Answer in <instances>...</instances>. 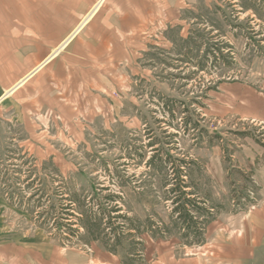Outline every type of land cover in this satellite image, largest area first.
<instances>
[{
  "label": "rangeland",
  "instance_id": "374dc122",
  "mask_svg": "<svg viewBox=\"0 0 264 264\" xmlns=\"http://www.w3.org/2000/svg\"><path fill=\"white\" fill-rule=\"evenodd\" d=\"M156 1L139 28L108 40L116 44L57 47L54 54L63 47L62 54L72 48L81 54V68L71 73L64 94L44 84L49 74L31 87L34 103L27 102L25 88L0 103L5 228L43 234L66 246L105 247L99 240L84 244L89 235L78 224L74 231L57 227L35 208L37 197L31 195L39 186L43 198L75 191L92 203L101 188L124 186L134 196L130 213L139 211L143 220L175 233L144 235L145 249L134 264H149L166 249L188 255L258 202L253 175L264 163V122L254 116L264 108V0ZM218 48L222 52L213 61ZM53 64L55 71L58 57ZM184 117L193 120L186 126ZM163 151L194 160L201 179L189 189L209 199L215 212L201 239L193 230L192 244L177 225H164L170 223L165 195L172 169L149 163ZM135 189L145 193L138 196Z\"/></svg>",
  "mask_w": 264,
  "mask_h": 264
},
{
  "label": "crops",
  "instance_id": "0c3cea01",
  "mask_svg": "<svg viewBox=\"0 0 264 264\" xmlns=\"http://www.w3.org/2000/svg\"><path fill=\"white\" fill-rule=\"evenodd\" d=\"M98 3L89 20L79 25L75 22L91 13ZM156 3V0H0V103L24 88L29 92L27 102L31 103L34 100L31 87L49 74L44 84L57 89L56 94H64L71 73L82 65L81 54L75 48L68 53L71 55L61 53L65 46L116 44L108 40L124 39L123 31L139 28L136 24L147 14L148 6ZM61 45L64 47L54 54ZM57 57L58 68L53 71ZM261 110L254 117L264 122V108ZM253 177L259 187L258 202L235 217L230 228L212 233L205 244L184 257L166 249L149 264H264V163L255 169ZM91 247L89 250L66 246L43 234L7 229L1 224L0 215V264H122L120 257L105 247Z\"/></svg>",
  "mask_w": 264,
  "mask_h": 264
},
{
  "label": "trees",
  "instance_id": "16d2710c",
  "mask_svg": "<svg viewBox=\"0 0 264 264\" xmlns=\"http://www.w3.org/2000/svg\"><path fill=\"white\" fill-rule=\"evenodd\" d=\"M217 50L219 53H213V61L217 60L222 52L220 48ZM167 107L172 120L176 119L177 115L173 106L167 105ZM192 120L184 117L185 125L190 124ZM242 134L249 135L251 132L244 131ZM193 161L176 157L170 151L156 153L149 158V163L158 168L169 165L172 169V176L167 177V181L172 185L165 195L168 209H170V223L164 225L166 227L170 224L177 225V232L186 238L188 244L193 243L189 242V236L193 230L196 234L194 237L199 236L201 239L205 227L215 218V212L211 208L213 206L207 205L209 199L195 195V192L189 189L197 186V179H201L195 174ZM34 170L37 171L36 162ZM34 181L35 179L31 184ZM36 187L31 196L37 197L35 208H41V214L46 213L48 219L59 228L66 227L68 230H73L74 224L83 227L89 235V239L84 244L90 245L93 240H99L107 250L121 257L122 264H134L136 256H142L145 249V234L153 238H166L175 234L171 232V229L166 232L164 226L151 221L148 217L143 220L139 211L130 213L127 205L134 196L132 194L129 196L124 186L117 191L109 187L101 188L92 197V203L86 198H81L75 191L66 197L57 198L55 194H52L43 198L46 192H42V187ZM104 190L109 191L103 193ZM135 193L141 196L145 191L136 190ZM70 215L75 218L74 221L72 217H69ZM200 239L198 242H201Z\"/></svg>",
  "mask_w": 264,
  "mask_h": 264
},
{
  "label": "bare ground",
  "instance_id": "6f19581e",
  "mask_svg": "<svg viewBox=\"0 0 264 264\" xmlns=\"http://www.w3.org/2000/svg\"><path fill=\"white\" fill-rule=\"evenodd\" d=\"M98 6H99V3L96 5V7L94 8V10H93L91 13H88V14L85 16V18H84V20H83V23L91 18V16L93 15L95 9H96ZM60 48H62V47H60Z\"/></svg>",
  "mask_w": 264,
  "mask_h": 264
}]
</instances>
